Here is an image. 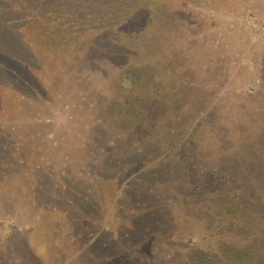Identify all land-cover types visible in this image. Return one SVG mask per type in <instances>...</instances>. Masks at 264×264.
Segmentation results:
<instances>
[{"label": "rangeland", "instance_id": "rangeland-1", "mask_svg": "<svg viewBox=\"0 0 264 264\" xmlns=\"http://www.w3.org/2000/svg\"><path fill=\"white\" fill-rule=\"evenodd\" d=\"M2 61L0 264L255 250L226 223L264 206V0H0Z\"/></svg>", "mask_w": 264, "mask_h": 264}, {"label": "trees", "instance_id": "trees-1", "mask_svg": "<svg viewBox=\"0 0 264 264\" xmlns=\"http://www.w3.org/2000/svg\"><path fill=\"white\" fill-rule=\"evenodd\" d=\"M122 1H125V0H122ZM102 19H104V16H102ZM64 38H66L65 36H64ZM68 38V37H67ZM53 40H55V39H53ZM0 67H4L5 69H10V68H13V69H16L17 67H14V65H11L10 64V62H8V63H5V61H2L1 63H0ZM23 69V68H22ZM22 69L20 68V67H18V74L20 75V74H22L23 75V71H22ZM8 77H10V79H12V76L8 73V71H7V73H5ZM5 77H2V79L0 78V87L1 86H5L6 87V84L5 83H7L6 81H8V80H6V78L4 79ZM3 84V85H2ZM5 87H3V88H5ZM157 106H160V104H158ZM162 106V105H161ZM162 109V108H161ZM159 110H160V108L158 109V107L155 109V112H156V114L158 115L159 114ZM171 149V148H170ZM169 149V150H170ZM156 150H158V151H156V152H160V147H158ZM149 152H152V151H149ZM148 151H145L143 154H146V153H148V154H150L151 155V153H149ZM154 152V151H153ZM192 156V155H191ZM192 159V158H191ZM194 160V159H193ZM129 166V168L131 167L130 165H128ZM141 165H140V169H141ZM185 169H188V167H185ZM223 173H221L220 175L218 174V175H216V176H218V177H216V179L217 180H219V179H221L222 178V175ZM246 178L247 179H250L251 177L248 175V176H246ZM245 180V179H244ZM252 182L253 183H255V185L254 186H251L252 187V189H253V192H254V194L255 193H258V199H259V201L261 202H263V204H264V192H263V190L262 189H264V185H262L263 183H262V181L260 182H258L257 180H252ZM203 185V184H202ZM241 185V184H240ZM242 186V185H241ZM248 185H246L245 187H247ZM198 187H200V185H198ZM39 188V190H36V191H33L32 192V194L35 196V197H37V195H39L40 194V192H42L43 190H42V187H38ZM240 188V187H239ZM239 188H236L234 191H232V193H233V197L235 198V199H237L238 200V203H237V205H236V207H235V209L237 210V212H236V214H238V212H239V215L241 214L242 216H247V213H248V211H246V209H241L240 210V208H242V205L244 204V200L243 199H241L242 198V194H243V191L241 190V189H239ZM39 193H38V192ZM260 191H262V194H260L259 192ZM252 196V194H250V195H248V196H246V198L248 197H251ZM70 197H72V195L70 196ZM239 200H241V201H239ZM186 200H184V202H185ZM32 204H33V207L34 206H37V208H41L42 207V209L43 208H46V206H48V205H46V203H43V202H40L39 201V203H36L35 201H32ZM70 206V209H71V207L75 210V212L76 213H82V214H84L83 212H87L86 211V208H84V206H81V209L78 211V207L76 208V206H73V205H69ZM31 207V206H30ZM210 207V206H209ZM56 208V210H57V214H60V211H61V208H59V207H54V209ZM51 209V208H50ZM44 210V209H43ZM235 210V211H236ZM210 211H212L213 213H214V217L213 218H216V216L218 217H221L222 215H226L227 216V214H228V216H229V212H227V210L225 211V210H223L222 208H219V207H216V209L215 208H213V207H210ZM233 212V211H232ZM258 215H256L255 216V218L253 219V221H250V223H249V226H246L247 224H248V222H245L244 220H245V218L243 217L242 219H240L239 221H237V215H236V218H235V216H233L232 217V220H230L228 223H226V225H228V227H227V229L228 230H237V232H238V234H240V233H245L246 232V229L247 228H251V229H249V230H252L253 232H254V235H256V237L255 236H253V239H252V241H253V244L250 246V247H252V248H255V250L254 249H252V250H254V251H251V250H242V249H236L235 250V252H234V257H232L229 261H228V263H226V264H264V206H260L259 207V209H258ZM230 214H232V213H230ZM227 216V217H228ZM227 217H226V219H227ZM226 219H222V220H225L226 221ZM224 221V222H225ZM220 222H222V221H220ZM224 222H222V223H224ZM252 225V226H251ZM254 225V226H253ZM256 229V230H255ZM259 229V230H258ZM248 230V229H247ZM258 230V231H257ZM262 234V235H261ZM259 235V236H258ZM261 235V236H260ZM263 236V237H262ZM255 237V238H254ZM226 249H227V252H229L230 251V248H228V247H226ZM225 255V254H224ZM222 256V255H221ZM220 257V255H213L212 253H209V254H207V255H204L202 258L201 257H199L198 258V260H200L199 261V264H215V262H216V260L218 259Z\"/></svg>", "mask_w": 264, "mask_h": 264}]
</instances>
